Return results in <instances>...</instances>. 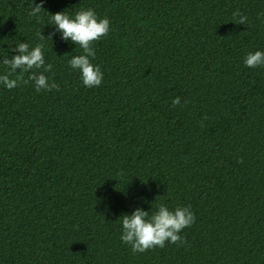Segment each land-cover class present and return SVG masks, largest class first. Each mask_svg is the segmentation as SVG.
Returning <instances> with one entry per match:
<instances>
[{
    "label": "trees",
    "instance_id": "trees-1",
    "mask_svg": "<svg viewBox=\"0 0 264 264\" xmlns=\"http://www.w3.org/2000/svg\"><path fill=\"white\" fill-rule=\"evenodd\" d=\"M40 3L0 0V75L55 33L59 85L0 83V264H264V67L244 63L264 51V0H43L29 16ZM89 8L110 20L93 88L51 16ZM160 204L190 206L186 242L133 253L120 217Z\"/></svg>",
    "mask_w": 264,
    "mask_h": 264
},
{
    "label": "clouds",
    "instance_id": "clouds-1",
    "mask_svg": "<svg viewBox=\"0 0 264 264\" xmlns=\"http://www.w3.org/2000/svg\"><path fill=\"white\" fill-rule=\"evenodd\" d=\"M34 3V2H33ZM43 8V0L40 4L32 7L29 16H37ZM239 16V24H246L247 17L237 11L233 14ZM52 24L56 32L61 34L64 41H71L79 45L82 54L73 56L69 60V66L81 74L83 85L88 88L99 87L103 81V72L100 66L94 65L92 59L95 57L93 43L107 36L110 31V20L107 17L98 18L96 12L89 9H81L74 18L65 11L51 14ZM55 33L45 37L42 32L38 34L41 43L34 48L29 47L27 42H21L16 46L18 55L11 59L6 58L3 62L8 66L9 71L0 75V83L9 90L18 86L19 83L27 84L29 81L34 83L37 92L41 90H59V85L44 74L52 70V64H45L44 44L46 39L52 40ZM245 66L249 68L264 67V51L257 50L247 54L244 60ZM20 70L16 78H10ZM33 69L42 71H32ZM30 73L28 79H24V74ZM173 106L180 103V98L176 97ZM122 223L121 241L131 245L133 253H143L150 249L159 247L164 248L165 243L183 245L186 241L179 233L186 227H190L195 222V216L190 206H177L169 209L165 204H160L155 212L144 211L136 208L130 215L124 214L120 217Z\"/></svg>",
    "mask_w": 264,
    "mask_h": 264
}]
</instances>
